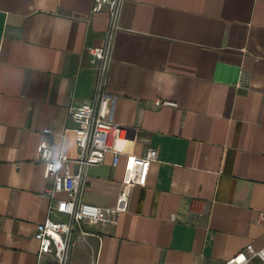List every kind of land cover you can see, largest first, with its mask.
<instances>
[{"label":"crops","instance_id":"0c3cea01","mask_svg":"<svg viewBox=\"0 0 264 264\" xmlns=\"http://www.w3.org/2000/svg\"><path fill=\"white\" fill-rule=\"evenodd\" d=\"M93 2L0 0V264H38L36 226L65 196L51 199L37 154L44 128L55 156L79 152L70 108L93 97L89 49L109 24ZM119 24L108 89L122 153L89 167L83 195L118 220L84 223L69 264H224L264 246V0H125ZM149 147L146 185H128Z\"/></svg>","mask_w":264,"mask_h":264},{"label":"built area","instance_id":"2783aa9c","mask_svg":"<svg viewBox=\"0 0 264 264\" xmlns=\"http://www.w3.org/2000/svg\"><path fill=\"white\" fill-rule=\"evenodd\" d=\"M125 0H94L92 11L107 10L109 24L104 43L92 47L89 53L96 68V83L90 101L70 108V119L76 124V142L79 152L70 157L66 152L55 156L49 145L52 128H44L40 134L37 161L45 167V177L53 181L50 188L51 199L56 193L65 196L51 203L49 215L36 226L35 238L39 242L38 264H69L74 234L86 222L117 223L118 210L99 206L84 200L88 169L101 164L106 156H114L117 165L122 150L118 147L125 128L117 124L111 116L114 96L108 89V72L112 61L113 42L120 26V16ZM157 104L176 105L170 100H157ZM158 150L149 147L142 155L131 156V166L127 174L128 185H146L152 162L157 160ZM74 165V169H73ZM57 212L63 219H54ZM46 257L45 260L43 258ZM259 260L264 262V246L248 243L243 249L224 260V264H249Z\"/></svg>","mask_w":264,"mask_h":264}]
</instances>
